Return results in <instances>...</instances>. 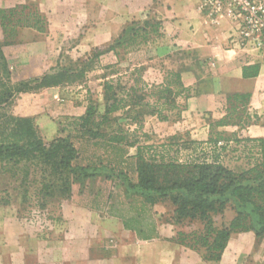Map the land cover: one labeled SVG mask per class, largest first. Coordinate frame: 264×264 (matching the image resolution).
Returning a JSON list of instances; mask_svg holds the SVG:
<instances>
[{
    "label": "crops",
    "instance_id": "0c3cea01",
    "mask_svg": "<svg viewBox=\"0 0 264 264\" xmlns=\"http://www.w3.org/2000/svg\"><path fill=\"white\" fill-rule=\"evenodd\" d=\"M198 2L0 0L1 9L29 4L44 22L41 31L32 27L18 28L13 43L3 45L2 50L12 75L16 72V79L40 78L53 64L61 63L67 46L70 52L86 54L110 43L130 21L141 17L143 11H154L163 32L159 49L170 51L163 60V69L179 72L181 83L191 90L183 100L181 117L184 120L181 124L188 122L185 118L202 114L212 120L219 119L231 105L227 96L236 94L239 97L234 102L237 110L246 109L251 118L241 130L252 139L263 137L264 57L232 44L230 21L223 19L218 24L209 23L198 9ZM3 38L0 26V42ZM158 70L157 76L146 80L160 83L163 71ZM60 89L59 85L44 86L19 93L14 101L25 96L42 105V113L37 115V110L31 113L29 109L21 116H31L34 120L36 116L39 124L35 123L39 128L45 134L55 135L56 125L51 119L55 117L50 118L46 113L61 99ZM84 111L85 105H77L66 113L79 117ZM49 122L54 127L41 126ZM193 125L191 119L185 127ZM221 129L234 127L219 126L218 130ZM172 132L173 128H170L165 134ZM91 195L97 196L96 192L77 191L73 184L72 195L62 204L59 213L48 212V227L29 222L30 215L24 214L15 201H0V264H247L248 259L264 262V236L257 239L251 231L231 233L220 258L207 260L161 235L166 226L157 227L153 220L147 228H137H155L157 235L141 237L136 229L127 227L126 219L116 212L87 205L84 197ZM232 217L221 225H227ZM235 235H245V238ZM237 250L243 255L236 254ZM248 252L253 254L248 255Z\"/></svg>",
    "mask_w": 264,
    "mask_h": 264
},
{
    "label": "rangeland",
    "instance_id": "374dc122",
    "mask_svg": "<svg viewBox=\"0 0 264 264\" xmlns=\"http://www.w3.org/2000/svg\"><path fill=\"white\" fill-rule=\"evenodd\" d=\"M142 13L144 14L141 17L133 20L135 22L134 27L143 26V20L149 21L150 24L159 22L156 31H152L146 26L145 28L148 32L145 33V36L139 33L141 35L134 42L116 47L114 53L111 51L104 52L99 56L92 57L94 52L100 53V51L107 49L111 43L101 45L96 47V50L91 49L86 54L81 55L73 51L70 52L68 46L65 48V51H63L65 57L61 60V65L53 64L52 67H72L71 71L73 73L56 76V79L60 80L61 99L57 101L58 103H54L51 111L46 113L47 115L50 114V118L51 116L55 117L51 119L56 125V134H45L41 128L39 129L45 142H49L57 136L68 135L69 140L73 142L78 152V158L75 162L89 164L101 172L99 180L95 177L92 181L87 178L80 182L75 181L72 183V186L73 184L76 185L77 191L96 192V197L93 195L88 198L84 197L87 205L116 212L122 217L129 219L130 224L139 228H147L150 221L153 220V224L157 227L166 226L165 230L162 228L161 235H165L169 239H177L179 237L177 231H201L202 223L199 220L183 219L180 223L173 224L171 218L174 207L170 202L162 200L149 205L144 203L141 197L132 196L130 191L121 187V181L116 176L117 174H122L126 179H130L133 182L137 179L135 149L133 148L134 146H128L125 142L128 140L132 143L137 141L141 145H158L172 140H193L195 143L193 145L189 144L188 147L190 148L177 152L180 160L194 159L195 161L218 162L235 172L246 169L254 161L256 149L253 142L241 140V138L249 136L241 130L240 122H243L244 118L243 114L236 110L227 113V116L230 115L227 120L230 122L228 126L234 127V129L219 130L221 135L216 139L215 145L208 138L213 135L210 122L217 120V118L212 120L202 114L194 116V118H185L188 122L181 124L182 120H184L181 117V112L178 115L169 114L170 118L167 121H156L154 117H151L152 115L145 114L157 108L161 109L162 113H165L166 108H168L160 106V102H163V99L159 98V96L167 92L164 91L163 87L155 88L153 86L155 83L146 79H153L155 74L157 76L159 68L161 69L160 71H163L162 75L169 71L163 69V60L169 55L170 51L167 53L164 49H159L163 42V32H161L162 26L158 16L154 11H143ZM67 48L68 51H66ZM81 66H84L83 70L80 69ZM139 76L141 77L140 80L132 82L133 78ZM13 77L16 79V72H14ZM107 79L113 80L114 83L118 82L122 86L123 89L119 91V94L127 92L125 90L127 86L132 85L133 89L129 91L124 106L110 113L108 119L100 122L97 127H93V130L96 128L99 130L98 135L93 137L85 131V128H77L73 124L77 115H70L66 113V110L72 106L85 105L86 107L87 104L94 103L98 111L102 112V83ZM142 80L145 84H143ZM183 100V96L176 97L178 104L182 105ZM41 106L36 101L30 100L29 97L19 96L9 106V112L16 115H24L27 112L26 110L30 109L31 113H35L37 110L36 113L38 115L42 113ZM78 110H81V108ZM191 119H193L194 125L191 128H186L185 125H189ZM35 121L37 122L36 116ZM41 126L48 128L49 126L54 127V124L49 122V124H41ZM170 128H173V132L166 135V131ZM212 128L216 129L214 126ZM114 135L122 136L124 140L119 142L112 141L111 137ZM217 142H223V145L217 147ZM161 151L166 153L165 148ZM141 153H145L144 155L148 156V152L144 147L141 148ZM40 171L41 166L36 163L20 161L13 165L11 162L0 161V196H2L1 201H15L19 204L23 213L30 215L29 222L31 221V223L38 225L44 224L48 227V212L59 213L62 204L69 198H60L55 191H51L53 194L51 197L44 195L45 188H41V182L51 179L53 175H46ZM105 174L111 177L106 178L104 177ZM72 186L70 197L72 195ZM41 202H43L42 205ZM223 212V215H213L215 226H221L224 221L234 216V211L229 207ZM238 236L245 238V235ZM186 240H188L189 244L192 243L189 238H186ZM195 245L196 248L184 247L190 249L193 254L203 258L207 254L206 246H199L200 243ZM235 253L243 255L241 250H237ZM252 254V252H248V255ZM256 260L248 259L247 264H264V262Z\"/></svg>",
    "mask_w": 264,
    "mask_h": 264
},
{
    "label": "trees",
    "instance_id": "16d2710c",
    "mask_svg": "<svg viewBox=\"0 0 264 264\" xmlns=\"http://www.w3.org/2000/svg\"><path fill=\"white\" fill-rule=\"evenodd\" d=\"M134 24L133 20L130 21L110 42L107 49L100 53L94 52L92 57L104 52L114 53L116 47L134 42L141 35L139 33L145 36L148 32L146 26L152 31H156V27L159 26V22L150 24L147 20L142 21L143 26L134 27ZM0 26L4 32V38L0 42V161L11 162L13 165L20 161L38 164L41 166L40 172L53 175L51 179L41 182V188H45L44 195L51 197L53 195L51 191H55L58 197L68 199L73 182L95 178L100 176L101 172L89 164L75 162L78 152L68 135L57 136L45 142L34 117L13 114L9 112V106L19 93L35 91L44 86L59 85L60 80L56 79V76L73 73L72 67H52L40 78L14 79L2 46L13 43L15 31L18 28L32 27L41 31L44 28V22L31 5L22 4L7 9L0 8ZM57 64L61 65V63ZM80 69L83 70L84 66ZM140 79V76L135 77L132 82ZM142 82L145 84L143 80ZM153 86L163 87L167 92L159 96L163 99L160 106L168 107L165 113L158 108L145 113L155 116L158 120L167 121L170 118L169 114L172 113L178 115L183 110L184 103L178 104L176 97L183 96L186 99L191 94V90L181 83L177 71L165 72L162 81ZM122 89L118 82L105 80L102 83V112L98 111L96 104L89 103L84 113L76 117L73 124L77 128H85V131L93 137L98 135V128L93 130V127H97L100 122L108 119L110 113L124 106L133 86L125 87L127 92L119 94ZM238 99L236 94L228 95L227 101L231 104L229 109L224 116L210 122L214 136L208 139L213 141L214 145L221 135L217 128L230 123L227 121L230 116H227L229 111L236 110L243 114L244 120L240 122L241 127H245L247 121L251 119L246 109L237 110L234 102ZM213 126L216 129H213ZM111 140L119 142L124 139L122 136L114 135ZM241 140L253 142L256 151L254 161L240 172H235L218 162L180 160L177 152L190 148L188 145H193L195 143L193 140H172L158 145H141L137 141L132 143L127 140L126 145L135 147L137 179L133 182L122 174L116 176L120 178V185L124 190L130 191L132 196L141 197L144 203L153 205L162 200L170 202L174 207L171 218L173 224L180 223L183 219L199 220L202 223L201 231H177L179 237L169 240L193 248H196L195 244L200 243L199 246L204 245L207 249L204 259L218 260L231 233L251 231L257 239L264 236V136L255 139L245 137ZM143 147L148 152V156L141 153ZM160 148L161 150L165 148L166 153ZM104 177L111 176L105 174ZM1 199L2 196L0 201ZM227 207L234 211V216L227 225L215 226L213 215L223 213ZM122 218L124 220V217ZM125 225L136 229L143 238L157 235L155 228L140 230L130 224L129 219L125 220ZM186 238H189L192 243L189 244Z\"/></svg>",
    "mask_w": 264,
    "mask_h": 264
},
{
    "label": "built area",
    "instance_id": "2783aa9c",
    "mask_svg": "<svg viewBox=\"0 0 264 264\" xmlns=\"http://www.w3.org/2000/svg\"><path fill=\"white\" fill-rule=\"evenodd\" d=\"M198 9L211 24L228 19L231 43L264 57V0H199ZM216 145L221 147L223 142Z\"/></svg>",
    "mask_w": 264,
    "mask_h": 264
}]
</instances>
